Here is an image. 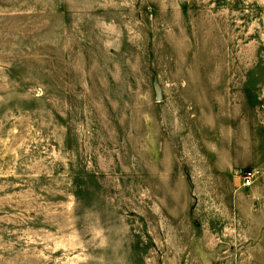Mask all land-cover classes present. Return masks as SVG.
I'll return each mask as SVG.
<instances>
[{
	"label": "rangeland",
	"instance_id": "1",
	"mask_svg": "<svg viewBox=\"0 0 264 264\" xmlns=\"http://www.w3.org/2000/svg\"><path fill=\"white\" fill-rule=\"evenodd\" d=\"M0 264H264V0H0Z\"/></svg>",
	"mask_w": 264,
	"mask_h": 264
},
{
	"label": "built area",
	"instance_id": "2",
	"mask_svg": "<svg viewBox=\"0 0 264 264\" xmlns=\"http://www.w3.org/2000/svg\"><path fill=\"white\" fill-rule=\"evenodd\" d=\"M254 173L252 171H248L245 175L241 177L242 186L247 187L252 184Z\"/></svg>",
	"mask_w": 264,
	"mask_h": 264
}]
</instances>
